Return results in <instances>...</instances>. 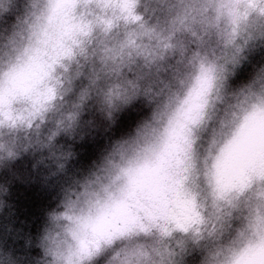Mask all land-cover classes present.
Here are the masks:
<instances>
[{
    "label": "clouds",
    "instance_id": "obj_1",
    "mask_svg": "<svg viewBox=\"0 0 264 264\" xmlns=\"http://www.w3.org/2000/svg\"><path fill=\"white\" fill-rule=\"evenodd\" d=\"M0 264H264V0H0Z\"/></svg>",
    "mask_w": 264,
    "mask_h": 264
}]
</instances>
